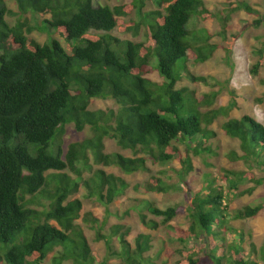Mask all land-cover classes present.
<instances>
[{"label": "trees", "instance_id": "16d2710c", "mask_svg": "<svg viewBox=\"0 0 264 264\" xmlns=\"http://www.w3.org/2000/svg\"><path fill=\"white\" fill-rule=\"evenodd\" d=\"M16 1L21 19L12 26L6 19L11 12L7 1L0 0V264H46L57 248L51 264H106L76 222L84 204L80 198H69L80 183L64 170L71 168L81 175L76 164L86 160L90 151L97 163L117 166L125 174L146 169L149 160L167 163L180 157L178 142L196 155L217 153L216 134L209 126L229 111L204 112L201 107L211 106L217 93L200 101L195 91L177 87L190 61L205 62L221 47L209 42L212 34L207 30L202 35L187 27L193 17L207 19L214 13L205 0H130L114 7L95 5L94 0ZM150 5L158 8L146 11ZM241 9L257 14V26L264 23V14L245 1L231 13ZM134 12L139 20L127 21ZM28 13L50 15L42 25L55 29L66 45L57 38L38 42L31 36L34 27L29 19H23ZM116 29L134 36L143 30L144 39H122L113 34ZM237 38L234 35L229 52ZM254 53L257 60L251 73L256 75L264 69V41ZM156 70L163 78L161 84L150 77ZM93 98H111L121 107L117 112L93 111L89 109ZM71 123L79 130L91 125L95 136L71 143L65 153L61 141ZM223 129L241 142L243 153L233 151L231 159L250 167L230 170L224 178L248 179L255 184L247 190L252 193L264 183V177L253 171L255 167L264 171V123L246 114L228 119ZM106 136L124 149L144 154L106 153ZM185 163L184 174L193 169L189 157ZM206 179V190L189 195L187 206L162 209L147 202L148 211L162 216L165 224L188 212L189 227H176L183 247L176 250L180 258L175 264H202L203 252L211 264H263L254 255L255 243L252 254L245 256L243 232L233 222L257 217L264 200L232 210L225 187L216 179ZM84 185L90 196L107 204L129 186L124 178L103 169ZM169 187L159 177L147 184L148 191L164 192ZM83 219L98 228L97 239H105L112 250V237L102 234L100 220L92 213ZM141 219L148 228L158 226L146 214ZM123 228L113 226L111 236L118 235L122 244L129 245L130 229ZM236 233L240 238L230 242L228 237ZM190 240L195 242L191 247ZM150 241L149 234H141L136 250L123 247L114 255L125 257L121 264H144Z\"/></svg>", "mask_w": 264, "mask_h": 264}, {"label": "rangeland", "instance_id": "374dc122", "mask_svg": "<svg viewBox=\"0 0 264 264\" xmlns=\"http://www.w3.org/2000/svg\"><path fill=\"white\" fill-rule=\"evenodd\" d=\"M11 12L6 19L10 25H15L20 18V10L16 0H6ZM245 1L264 14V0H205L208 8L214 13V16L207 19L201 16H195L188 24L190 30H198L204 35L207 30L212 34L210 43H219L220 48L214 55L205 62L190 61L188 68L184 72L183 79L178 83V88H188L195 91L196 98L203 100L207 94L217 93L214 103L211 106H203L201 110L206 112L211 109H227L229 114L219 115V117L209 126L215 132L213 141L217 153L209 156L196 155L194 152H187L186 144L183 142L176 143L180 149L181 156L176 157L167 163H156L149 160L147 168L132 174H125L117 166H106L95 161L92 152L86 160L77 162L81 175L71 168L64 171L72 178L77 179L80 183L78 191L73 193L69 200L80 198L83 201L82 217L76 222L82 225L92 247L99 253L101 260L106 264H121L125 257H121L117 252L123 247H127L131 252L137 249V239L141 234L151 236L150 247L143 254L144 264H175L180 255L177 249L183 247L178 239L176 227L187 229L190 225V218L187 211L180 212L169 223H163L162 216H156L148 211V204L152 203L162 209L175 205H188L189 195L206 188V178L216 179L217 184L225 187L230 197V207L232 210L241 208L245 205H253L264 200V183L259 185L252 193L247 190L255 184L248 179L236 180L230 178L227 180L224 176L230 170L242 171L249 169L245 161H233L230 157L231 152L236 151L242 154L241 142L238 138L228 135L223 124L230 118H240L246 114L255 117L264 123V69L259 74H252L251 67L256 62L257 57L254 50L264 41V23L260 26L255 24L257 14L249 13L245 9L237 10L231 13V9L239 3ZM130 0H94L95 5H110L114 7L118 4H126ZM158 8L150 5L146 11ZM230 12V18L226 20ZM139 13L134 12L131 16L125 18L139 20ZM28 18L30 25L34 27L31 36L36 38L40 43H49L57 38L66 45L65 40L58 34L55 29L48 25H42L44 18H50V15L41 17L34 13H28L23 17ZM226 18V19H225ZM42 25V26H41ZM224 30L226 31L225 33ZM144 31L137 36L132 33H122L118 29L113 31L114 35L122 39L142 40ZM234 35L238 38L232 52H229V46ZM0 51V55H1ZM192 76H202L206 81H196ZM154 82L161 84L163 78L158 70L150 75ZM119 105L111 98H93L89 109L111 110L117 112ZM95 136L92 126L87 124L85 129L79 130L75 123L68 124L66 132L62 138V145L65 153L73 142H82ZM105 152H120L127 156L142 155L131 149L120 147L117 141L109 136L104 138ZM190 158L193 169L188 173H183L187 166L185 160ZM100 169L107 173H113L124 178L129 186L111 203L99 200L96 196L89 195V189L84 185V180H90ZM253 171L260 177H264V171L255 167ZM153 177L162 178L165 185L170 186L167 191L157 192L148 191L147 184ZM206 190V189H205ZM92 213L100 223L103 224L101 232L106 237H112V250L108 248L105 239H97V229L90 226L83 219L85 214ZM146 214L148 220L157 222L158 226L148 228L142 222L141 215ZM234 225L243 232L246 257L251 252V243H255L257 256L261 263L264 264V258H260L264 253V210L257 217L235 220ZM123 225L130 229L127 235L129 245L122 244L118 235H112V227ZM230 242L233 239H239V233L231 234ZM195 242L190 240L188 246H193ZM126 245V246H125ZM202 245V243H199ZM58 248L51 252L46 260V264L52 263L54 254ZM264 255V254H263ZM202 264H211L209 257L203 252L201 254ZM64 264H73L72 261H66Z\"/></svg>", "mask_w": 264, "mask_h": 264}]
</instances>
